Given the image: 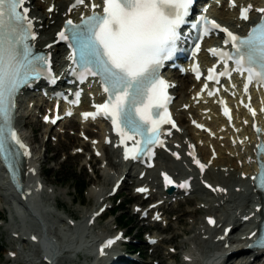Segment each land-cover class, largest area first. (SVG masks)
<instances>
[{"label":"snow or ice","instance_id":"snow-or-ice-1","mask_svg":"<svg viewBox=\"0 0 264 264\" xmlns=\"http://www.w3.org/2000/svg\"><path fill=\"white\" fill-rule=\"evenodd\" d=\"M101 2V11H96L101 8V4L93 0L90 16L82 18L80 24H73L69 19L64 25L73 41L71 46L80 52L81 79L87 76L99 77L103 92L107 94L103 104L94 105L96 112L82 115L84 118L95 119L98 114H103L109 118L121 137V144H124L125 138L140 136L142 142L136 141L135 147L125 145V159L129 158L130 153L136 159L138 153L150 152L151 146L158 142L162 124L173 123L170 114H167L170 97L166 95L165 89L169 85L159 76L158 68L163 60L170 57L193 0ZM25 3L26 0H0V155L6 162L9 152L15 151L10 148L9 141L23 149L24 155H29L27 146L22 143L14 128L15 100L21 87L27 85L31 78H39L42 73H48L52 82L55 81V76L51 75L49 57L34 52L37 32L34 18L28 15L29 9L24 7ZM81 4H84V0H75L69 11ZM232 6H235V0H232ZM252 10V5L242 7L240 18L248 20ZM256 11L262 16L244 37L226 27L221 28L215 20L201 17L206 26L210 25L211 29L226 33L224 44L232 46L231 52L210 49L214 55H219L225 65L230 60L235 63V68L229 70L225 67L218 75L230 78L231 71L247 74L245 91L254 80L264 84V8ZM65 30L57 34L60 40L69 39ZM199 75L197 72V78ZM207 78L217 80L214 69L209 70ZM208 94L214 93L210 91ZM76 95L78 97L79 93ZM246 106L250 108V105ZM250 111L253 116L256 115L254 109L250 108ZM225 115L231 119L227 108ZM257 131L260 129L257 128ZM128 133L133 135L129 136ZM159 142L162 144V141ZM16 154L19 155V152ZM195 162L201 170L204 169L205 165L200 164L199 160ZM261 170L264 173V162L261 163ZM165 180L171 182L167 175ZM209 223L214 224L215 221L209 218ZM113 243V240L107 241L101 251ZM256 243L264 245V235Z\"/></svg>","mask_w":264,"mask_h":264},{"label":"rangeland","instance_id":"rangeland-1","mask_svg":"<svg viewBox=\"0 0 264 264\" xmlns=\"http://www.w3.org/2000/svg\"><path fill=\"white\" fill-rule=\"evenodd\" d=\"M23 118L29 122V125L23 128L24 134L29 140H33L35 143V162L41 165L40 168L43 172L42 178L46 179L47 192L49 195L43 194V196L39 199V203H34L33 211L25 204L23 205L18 203L14 197H10L6 194L3 195L7 192V190L3 186V181L0 182V218L5 219L0 220V264H43V262H41V246L38 242L28 240V234L25 233L27 230H38L41 221L44 222L46 224V228H48V230L55 235L62 247L65 245L71 249L67 253L74 256L75 259L67 261L65 258H61V264H88V260H86V257L83 254L89 251L86 242L87 239L84 240L86 235L75 240L70 238L69 241H67L65 237L67 231H69V233L73 232L76 226L80 224L79 220L81 217L85 216L84 213L89 211L90 208L95 205L96 198L91 195L90 188L97 185L91 184H101L102 182H107V185L110 187L113 182V177L106 175L104 169H101L98 177L97 175L88 174L85 171L79 170L81 171V175L86 177V181L91 182V186L87 188L84 194L82 190H80V186L78 187L75 181L73 182L70 180V177L74 175L71 168L80 167L86 161L85 159H82V156L80 155L74 156V151H72L70 155L69 148L76 145L77 138L70 135L71 132L68 131L65 135L60 137V140L56 145L48 141L47 145L50 147V152L43 151V149L39 148L40 143L43 141V137L37 133V130L34 132V129L39 127V123L35 120V118ZM66 138L71 141L68 143ZM66 151L69 156L64 162L61 158L63 156L62 153ZM82 176H78V178H82ZM126 188L127 187H125L122 192V199H124V195L128 196L129 194V191ZM48 189H53L54 191H49ZM201 195L204 196V193ZM32 201L34 202L36 200L32 198L31 205ZM119 204L120 203L118 202L116 203V205ZM185 209L187 208L185 207ZM113 211L114 209L105 213V215L102 216V219H97V227H92L91 229L86 227L84 233L89 234L91 237V235H95L94 232L99 226L101 227L99 228L101 230L114 229L117 219ZM124 212L128 213L133 218L132 226H136L137 218L135 220V217L132 216V214H134L132 213V207L129 209L124 208L123 210H120L118 214ZM72 217L75 218V223L70 225L69 221L74 222ZM193 218V215L184 217L180 216V223L176 221L171 223V231L167 233L168 236L172 233L178 234L179 238L175 239L177 244L189 246L190 248V246L193 245V242L185 243L184 240L192 237L193 232L188 237H185L186 233L181 236V232L185 230V232L188 233V230L192 229L193 222L191 221ZM125 220L127 221V219ZM125 220H121L122 224ZM126 229H128V227H126ZM14 232H18L20 234L25 233L26 240H23L22 237L14 238ZM134 234L135 233H131V235ZM132 238L137 241L135 237ZM12 250L17 253L15 257H10ZM78 251L81 253L78 254ZM194 264H199V262Z\"/></svg>","mask_w":264,"mask_h":264},{"label":"bare ground","instance_id":"bare-ground-1","mask_svg":"<svg viewBox=\"0 0 264 264\" xmlns=\"http://www.w3.org/2000/svg\"><path fill=\"white\" fill-rule=\"evenodd\" d=\"M50 1V0H49ZM70 0H56V4L57 5H60L61 6V9H60V13H53V15H52V18H47V16L49 15V13L48 12H46V11H40L39 10V8L37 9V10H34L35 11V14L37 15V16H40V17H42V18H44L45 19V22L44 23H49L50 22V25H49V28L48 29H45L44 30V32H46L47 34H49L51 31L53 32H55V30L57 29L56 28V23L60 20V14H61V11H63V10H65V8L68 6L67 4H68V2H69ZM255 1H259V0H255ZM47 7H48V5H46ZM213 13H214V15L216 14L217 16H218V18H220L221 20H223L225 23H227V22H233V21H235L234 20V18H235V16L231 13V12H229V11H227V10H219L217 7H215V9H213ZM53 19H55L56 21V23H51L52 22V20ZM235 25L237 26L238 25V22H235ZM51 39H40V44L41 45H44V44H47L49 41H50ZM55 53L56 54H59V53H61L62 52V50H61V48L60 47H56L55 49ZM180 101H185V98H183V97H181V99H180ZM71 135V134H70ZM73 146V145H72ZM227 149H230V152H233L234 151V149H231V147H230V142H228V141H226V146L225 147H219V154H220V156H219V159H217L216 161H215V164L214 165H216V164H219V165H228V167H229V176H231V175H236V171H235V169H238L239 170V172L241 171V169H240V167H239V165L237 164V159H235V158H232L230 155H227V154H225L224 153V151H226ZM116 152V151H115ZM209 154V153H208ZM29 163H30V165L31 164H33V163H31L30 161H29ZM221 163V164H220ZM29 165V166H30ZM231 166L233 167L234 166V170L232 171L231 170ZM1 171V170H0ZM219 171H221V174L223 173H226V170H224V169H222V170H220L219 169ZM3 172H4V170H3ZM123 172H124V170H122V172L120 173V174H118L117 176H115V180L120 176V175H122L123 174ZM28 174V176H27V180H29V183L26 185V187L28 188V189H30V193L28 192L27 194H26V196L27 197H32V198H34L35 197V195H36V193H38L40 190H38V188H36V183L38 182V175H31V174H29V173H27ZM5 177H6V180H5V182L3 183V184H5V186L7 187V189L9 190V194L12 196V197H16V198H19L20 200L21 199H23V196L25 195V193L24 194H19V193H17V191L15 190V187H14V185L13 184H11L10 183V181H9V177H8V175H5ZM90 193L92 194V195H94V197L96 198V202H95V205L94 206H92L91 208H90V210L89 211H87V212H85L84 213V217L82 216L81 217V219H80V224L78 225V226H76V228H75V230L73 231L72 229V231L74 232H70L69 233V231H67V234H66V237L65 238H67V237H74V238H81V237H83L84 235H86V237H84V240H86V242H87V246H88V248H90V252L92 253L93 252V249L91 248V246L93 245V242H97V241H100L101 239H103V236L106 234V232H108V229H104L103 230V232H99V228H101L100 226L98 227V229H96L95 230V232H94V234L95 235H91V237L89 236V234H85L84 232H85V228L86 227H89L90 228V226H92V223H90V226H88V222L91 220V217L93 216V215H96L98 212H99V209H98V206H99V203L101 202V200H102V198L104 197V195L106 194V192H105V188L101 185V186H99V185H97V186H92L91 188H90ZM44 194H48V192H47V186L45 187V190H44ZM49 195V194H48ZM15 199V198H14ZM225 198H223V200H224ZM103 205V204H102ZM102 205L100 206V207H102ZM29 208V207H28ZM198 210H196V212H197ZM220 220V219H219ZM203 223H205V221H203L202 222V224ZM97 227V226H96ZM203 227H204V225H203ZM91 229V228H90ZM203 228H202V226H200L199 227V232H200V234H199V236L200 235H203V233L204 232H206V231H204V232H201V230H202ZM110 231V230H109ZM45 232H47V228H46V224L43 222L42 224L40 223V227L38 228V230L36 229V230H30V232H29V239H31V240H33L32 239V237H35V238H37V237H44L46 234H45ZM50 232V231H49ZM221 232V231H220ZM49 234V233H48ZM49 235H52L53 237H54V239H56V237H55V235L53 234V233H51L50 232V234ZM214 238V236H212L210 239H213ZM193 239V238H192ZM23 240H25V239H23ZM57 240V239H56ZM235 240H236V238L235 237H233V240H230V242H231V244H230V246H223L222 245V247L219 245V244H215V245H213V246H210V247H207V248H204V250H203V252H206V253H209V252H213V248H220L221 247V252L225 255L226 254V252L228 251V250H230L231 248H233L234 246H235V243H239V242H242L241 241V239L240 238H237V242H235ZM57 242H58V240H57ZM212 243V242H211ZM213 244V243H212ZM49 244H47V250H48V253L50 252V253H52V254H55V253H53L52 252V250H51V246H48ZM58 245H59V242H58ZM28 247V246H27ZM26 247V248H27ZM24 248H25V246H24ZM89 250V249H88ZM12 251H14V250H12ZM113 251V249H111V252ZM15 252V251H14ZM60 253V252H59ZM83 253V252H82ZM52 254H49V257H52L53 255ZM84 255H85V253H83ZM34 257V256H33ZM85 257H87L86 255H85ZM90 258H86V260H88V262H90V260H89ZM107 260L109 259V257H107L106 258ZM219 259H221V258H219ZM34 260V259H33ZM94 260V259H93ZM92 260V261H93ZM32 262V261H31ZM99 263L101 262V261H98ZM98 263V264H99ZM83 264H85V263H83ZM209 264H214V261L213 260H209ZM236 264H249L248 263V260H247V262L245 261V260H240V261H238V263H236Z\"/></svg>","mask_w":264,"mask_h":264}]
</instances>
